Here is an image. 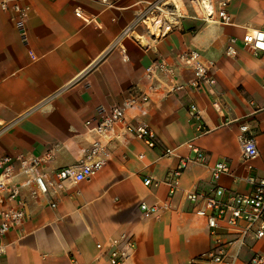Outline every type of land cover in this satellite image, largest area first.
Here are the masks:
<instances>
[{
	"label": "crops",
	"instance_id": "0c3cea01",
	"mask_svg": "<svg viewBox=\"0 0 264 264\" xmlns=\"http://www.w3.org/2000/svg\"><path fill=\"white\" fill-rule=\"evenodd\" d=\"M154 1L28 0L23 35L0 12V156L41 157L50 151L40 171L54 183L46 196L31 197L22 189L26 219L0 238V264H106L111 240L122 234L136 245L124 264H206L196 259L209 252L212 241L184 193L209 195L220 187L225 197L249 195L247 177L264 178V55L241 43L246 32L264 31V0H209L213 9L227 3L229 24L202 21L190 6L189 17L157 41L136 27L122 40V53L115 40ZM76 9L90 21L76 17ZM138 35L149 48L139 46ZM230 38L237 39L233 58L225 55ZM187 50L214 63L213 93L186 86L192 75L177 55ZM159 57L185 89L171 96L154 93L125 115L126 123L149 127L156 147L124 135L123 142L109 143V160L95 176L58 185L55 173L77 164L90 145L85 122L98 120L99 107L121 104L131 88L143 90L144 70ZM190 104L200 108L206 133L199 135L189 121ZM241 124L257 142L251 169L240 157ZM121 133L117 126L114 134ZM189 144L207 156L206 163L189 164L170 199L164 177L180 157L194 156ZM165 149H175V156L160 159ZM215 162L228 167L216 182L209 168ZM145 177L159 184L147 187ZM141 203L169 207L145 218ZM235 252L233 264H246L254 254L264 255V238L248 237L239 250L232 247L230 254Z\"/></svg>",
	"mask_w": 264,
	"mask_h": 264
},
{
	"label": "built area",
	"instance_id": "2783aa9c",
	"mask_svg": "<svg viewBox=\"0 0 264 264\" xmlns=\"http://www.w3.org/2000/svg\"><path fill=\"white\" fill-rule=\"evenodd\" d=\"M28 0H1L0 12L8 14L18 32L23 35V21L29 10L24 4ZM106 2V0H102ZM188 5L199 10L196 18L205 22L229 24L230 17L226 11V2L218 3L216 9L211 7L209 0H187ZM205 3L208 5L205 7ZM138 20L127 26L115 40V44L124 53L121 42L128 37L136 27H142L144 32L157 41L170 33L182 19L188 18V11L181 0H156L145 4ZM76 17L84 21H90L84 17L78 9L74 11ZM157 29L158 34L154 31ZM24 38V37H23ZM141 48H149L142 42L141 36H135ZM241 43L251 50L254 55H264V31L253 30L246 32ZM236 38H230L225 48V55L233 58L236 56ZM177 60L182 68L191 72V79L187 87L195 91H207L213 93L215 78L213 76L215 65L212 61H204L195 50L182 51L177 55ZM143 78L145 87L143 90L131 88L127 96L119 105L99 107V117L96 122H85V129L91 134L92 140L84 151L81 160L70 167L58 170L54 177L59 185L62 182L77 184L89 180L100 171L109 160V143L112 140L124 141V135H130L142 141L148 148L153 149L157 143L153 132L147 125L130 124L125 122V115L130 108L145 105L151 95L160 93L171 96L185 89V85L178 82L176 70L169 66L165 59L159 57L153 60L144 70ZM189 121L195 125L199 135L207 132L204 127L202 112L196 104H190L187 109ZM117 126H121L122 133L114 134ZM237 141L240 149V157L251 169L250 162L258 157V148L255 137L249 132L247 125L239 126ZM194 156L191 158L180 157L175 168L169 170L163 180L168 188V198L172 199L179 189V177L185 168L191 164L204 165L207 156L199 150L192 148ZM175 156V149H165L161 158ZM141 158V156H139ZM51 159L50 151L41 157H24L22 155L0 156V238L12 230L18 229L26 219L24 202L21 191L27 189L31 197L46 196L53 188V181L46 179L40 167L44 161ZM210 168L211 178L214 182L222 175L228 173V167L224 162H215ZM248 184L252 187L251 194H233L225 197L224 190L215 187L209 195L195 191L184 193V200L195 207L194 214L203 218L212 241V247L206 254L200 255L196 261L206 264H233L238 252L230 254L232 247L239 250L245 245L248 237L253 240L264 238V178L256 176L247 177ZM143 184L147 187L157 186L159 182L151 177L143 178ZM52 208L55 203H51ZM169 204L147 205L141 203L139 208L145 218L158 215ZM96 247L101 249V245ZM135 241L125 234L111 240V246L106 252V264H124L135 251ZM5 253L4 247H0V255ZM246 264H264V255L254 254Z\"/></svg>",
	"mask_w": 264,
	"mask_h": 264
},
{
	"label": "rangeland",
	"instance_id": "374dc122",
	"mask_svg": "<svg viewBox=\"0 0 264 264\" xmlns=\"http://www.w3.org/2000/svg\"><path fill=\"white\" fill-rule=\"evenodd\" d=\"M184 4H186V5H188V2H187V0H181ZM188 8H190V6L188 5L187 6V11H189L188 10ZM190 10L193 12V8H190ZM191 11L190 12H188V13H190L191 14Z\"/></svg>",
	"mask_w": 264,
	"mask_h": 264
},
{
	"label": "bare ground",
	"instance_id": "6f19581e",
	"mask_svg": "<svg viewBox=\"0 0 264 264\" xmlns=\"http://www.w3.org/2000/svg\"><path fill=\"white\" fill-rule=\"evenodd\" d=\"M205 7H206V5H205ZM197 9V8H196ZM207 9H208V7H207ZM154 33L157 35L158 34V32H157V29L154 31ZM145 43V42H144Z\"/></svg>",
	"mask_w": 264,
	"mask_h": 264
}]
</instances>
